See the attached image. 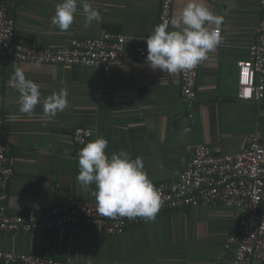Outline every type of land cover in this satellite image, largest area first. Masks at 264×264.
<instances>
[{"label":"crops","instance_id":"obj_1","mask_svg":"<svg viewBox=\"0 0 264 264\" xmlns=\"http://www.w3.org/2000/svg\"><path fill=\"white\" fill-rule=\"evenodd\" d=\"M61 2L12 0L17 40L57 48L70 38L122 34L123 64L102 72L0 59V140L15 159L6 201L9 214H39L59 202L96 203L91 194L95 185L85 192L76 177L80 150L98 136L108 140V155L125 150L141 157L154 184L175 182L198 144L218 154H234L256 132L264 146V101L235 97L236 62L248 58L261 18L259 0H204L222 18L219 25H207L220 31L221 43L200 63L192 109L181 97L180 73L135 61L137 38L149 36L159 24L160 0H78L74 21L65 31L51 24ZM186 2L175 0L172 17ZM83 3L100 13L87 28ZM16 67L40 86L41 102L31 115L19 112V93L10 83ZM61 88L68 93L67 107L47 119L43 100ZM78 126L94 131L84 145L72 139ZM242 216L241 209L210 205L165 211L117 236L90 228L76 232L70 226L0 233V249L69 259V264H233L234 245L228 235Z\"/></svg>","mask_w":264,"mask_h":264},{"label":"built area","instance_id":"obj_2","mask_svg":"<svg viewBox=\"0 0 264 264\" xmlns=\"http://www.w3.org/2000/svg\"><path fill=\"white\" fill-rule=\"evenodd\" d=\"M174 2L160 0L159 24L172 18ZM259 5L260 23L248 48V58L236 62L235 97L246 102L264 101V0H259ZM147 37L137 38L135 61L138 63H146ZM125 43L124 35L107 32L88 39L70 38L57 48L25 45L16 38L12 0H0V59L109 72L122 66ZM199 67L200 64L180 72L181 97L190 109L196 102ZM191 116L189 113L188 117ZM93 133L90 127L78 126L72 132V139L77 145H84ZM10 149L0 140V233H35L70 226L76 232L90 228L117 236L146 220L101 216L96 203L59 202L39 214H9L6 201L15 167ZM154 185L162 198L156 215L210 205L241 209L243 216L228 235V242L234 245L233 264H264V146L256 132L248 136L245 148L234 154H218L209 146L198 144L175 182ZM0 264H69V259L0 249Z\"/></svg>","mask_w":264,"mask_h":264},{"label":"clouds","instance_id":"obj_3","mask_svg":"<svg viewBox=\"0 0 264 264\" xmlns=\"http://www.w3.org/2000/svg\"><path fill=\"white\" fill-rule=\"evenodd\" d=\"M81 7L85 28L100 18L99 11L90 3H83ZM77 11L78 0H62L56 6L51 24L61 31L68 30ZM221 22L222 18L215 15L204 0H187L179 15L155 25L145 39L146 63L151 69L168 74L194 69L221 43L220 32L210 30L207 25ZM10 83L19 93V112L31 115L41 102L40 86L27 79L21 67L15 68ZM67 97L64 88L46 97L43 100L45 118L51 119L63 111L67 107ZM107 147L108 140L98 136L80 150L78 184L85 192L95 185L91 194L101 216L154 219L162 206V198L148 177L143 159L139 156L133 158L125 150L108 155Z\"/></svg>","mask_w":264,"mask_h":264}]
</instances>
